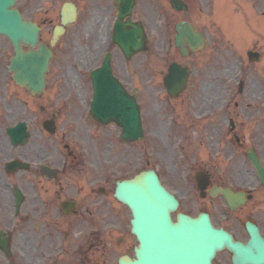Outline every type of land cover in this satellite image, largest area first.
I'll return each instance as SVG.
<instances>
[{"label":"flooded vegetation","instance_id":"flooded-vegetation-1","mask_svg":"<svg viewBox=\"0 0 264 264\" xmlns=\"http://www.w3.org/2000/svg\"><path fill=\"white\" fill-rule=\"evenodd\" d=\"M117 1L120 0H16L15 8L23 18L40 28V44H50L56 27H61L63 34L53 48L48 84L41 97L15 83L9 72L12 50L6 42H0V259L26 258L28 264H118L120 257H132L136 243L131 233V213L114 197L117 181L126 179L132 169L137 174L153 168L161 181L164 175L175 178L188 173L195 177L205 172L206 184L184 187L186 201L183 194H177L178 213L191 217L205 214L215 228L245 245L251 239L248 224L258 228L264 238V187L255 171L242 168L235 173H215L214 169L194 163L183 170L175 167L164 173L160 161V165L149 167L142 165V159H134L132 149H137L148 135L160 136L167 142L170 126L175 125V131L180 129L176 119L165 123L164 128L144 122V141L134 144L120 140L116 125L97 124L100 134L93 138L94 159L91 164L86 161L81 145L84 139L70 133L71 128L77 129L74 122L82 124L83 112L79 108L69 110V95L62 90L64 75L60 73L66 60L56 57V51L82 46L99 48L111 20L117 18ZM130 1L131 21L140 23L148 36V57L163 63L166 57L175 56L172 61L191 69L187 87L192 82L196 56L209 51L210 44L215 47V55H219L226 14L248 5L247 0H181V6L187 8L177 11L171 0ZM251 2L255 17L264 18V0ZM65 6L73 13L70 25L63 24ZM213 21L221 25L214 26ZM182 23L193 25L208 40L205 51H189L186 61L191 63L184 65L176 46L177 27ZM53 66L58 71L54 72ZM135 90L139 99L141 86L128 91L132 94ZM162 93L167 95L166 91ZM187 93L188 88L173 101L184 103ZM181 124L184 130L189 126L198 129L194 140L184 139L189 145L195 141L206 143V127L195 128L198 123L194 121ZM229 131L245 154L247 141L237 135L240 129L235 124ZM227 188L244 193L245 201L232 207L221 195L213 194ZM212 264L254 263L250 257L241 258L234 251L223 249L216 253Z\"/></svg>","mask_w":264,"mask_h":264},{"label":"rangeland","instance_id":"rangeland-1","mask_svg":"<svg viewBox=\"0 0 264 264\" xmlns=\"http://www.w3.org/2000/svg\"><path fill=\"white\" fill-rule=\"evenodd\" d=\"M234 23L233 25H238L236 22ZM257 24L258 23L254 20H240V25L237 26L238 31H236V36L233 34L234 30L232 31L229 29V34L222 40L225 59L217 65V70L212 68L204 70L202 72L205 76L202 78L203 80L197 77L198 74L195 75L189 87L190 93L187 94L188 97L186 96V101L182 105H179L178 110L181 111L180 114L190 117L189 121H192V118L196 121H203L201 119L203 113L207 115L208 118L212 117L207 120L212 124L206 127H211L213 129L209 132V135L211 137L215 136V139L221 135V130L226 127L229 119L233 118L234 121L238 123L241 134L250 140L249 143H252L251 145L257 149L262 161H264V72H262L264 71L262 67L264 62H262L261 65L254 64L249 63V61L245 62L236 57L238 55L236 51L237 48L242 46L251 47V43L256 42H258L260 46L263 44L264 30H260L256 33L254 30ZM108 32V29L104 32L103 40L99 48L93 49L82 46L79 48L61 49L56 53L57 57H62L66 60L62 68L65 76L64 79L68 80V85L67 87L64 86L62 90L64 92L68 91V93L71 92L72 97H70V100H75L76 102V106L70 111L80 108L79 110L83 112V125L80 126V124H78L77 130L71 129L70 133L84 139V141L81 142V145H83L85 149L83 155L90 164L95 155L93 138L97 133H100L93 122L88 121L84 123V120L88 117V114L84 112V105L86 104L85 99L89 102H91L92 99L91 89L87 87V82L84 80L87 78L88 69H94L101 65L106 52L105 47L108 43ZM213 36H215V34H213ZM255 36L258 38H255ZM212 56L217 57L216 55ZM145 58V56H141L135 58L131 62H125L121 52L115 49L113 50V67L116 73L122 72L123 79L127 83L129 89H132L136 85L141 86L142 95L140 102L143 105L144 120L146 122L153 121L156 128H163L165 127V123L175 121L172 116L177 113L173 110V106L177 104L174 102L168 104L167 99L161 95L164 89L160 79L162 67L156 60L151 59L146 62ZM145 63H148V65H145ZM53 69L54 72L58 71L57 66H54ZM201 69H203V67L199 68V70ZM77 76H81L84 88L80 86L78 80L72 86L70 81L71 79L77 78ZM240 82L244 83L242 91H240ZM50 89L56 88L50 87ZM80 89H85L86 93L82 95L78 92ZM193 95H195V97H193ZM71 104L70 102V105ZM222 106H227L225 112L221 111ZM157 122H162V125L158 126L156 124ZM75 123L77 122H74V124ZM110 130L112 131L113 128H110ZM172 133L173 131H171V134ZM173 137H177V140H173V143L180 144V146L176 145L175 151L170 146V142L166 146L164 141L154 136L153 138L161 145L158 146L152 141V137L150 136L139 148L132 149V155L134 159H142L143 162L141 163L143 166L160 165L161 162L163 172L168 169L166 167L177 164L178 158H182L186 161V163H182L183 169V166L188 165V161L191 159V151L196 152L191 161L196 159L198 164H203L209 169H214L215 173L224 171V169L232 173L228 168L234 172L242 168L246 170L253 169L248 165L241 154L238 156L239 153L235 152V149L232 148L233 144L231 145V143L226 144L224 142L221 147L224 152L218 155L217 150L220 149V147L215 144V139L213 144L208 142V144L204 146H197L196 149L192 147L190 149L189 145H187L188 143L184 142L183 134L174 133ZM203 149H205L206 153ZM161 153L167 156L173 155L175 161L172 163L171 160L163 162L160 156ZM147 160H149V165H147ZM236 160L237 162H235ZM135 164H137V162H135ZM135 171L136 170L132 169L128 175H133L132 173H135ZM164 180L168 182L171 188L170 190L178 195L183 194L185 186L188 188L194 185L193 179H190L187 173L178 178H170L168 175H164ZM188 180H191L192 183H187ZM183 199L186 201L185 195ZM22 259L21 261L16 258L10 261L5 259L2 260L4 262L3 264H23L24 261L25 264H28L26 258Z\"/></svg>","mask_w":264,"mask_h":264},{"label":"water","instance_id":"water-1","mask_svg":"<svg viewBox=\"0 0 264 264\" xmlns=\"http://www.w3.org/2000/svg\"><path fill=\"white\" fill-rule=\"evenodd\" d=\"M14 3L15 0H0V35L8 38L16 53L10 70L16 72L14 79L19 85L33 93H41L52 54L43 46L38 51L23 52V45L36 46L39 29L23 21L13 9ZM183 32L181 39L191 37L192 49H199L200 36L193 30ZM114 42L128 60L146 49L144 33L136 28L127 31L121 20L115 25ZM187 77V69L172 65L165 81L168 91L172 94L181 92ZM93 84L91 117L103 124L116 122L122 125L125 140L134 141L140 137L139 107L114 79L110 56L93 73ZM115 196L131 209L132 232L139 241L136 259L124 257L119 264H211L216 251L224 247L240 254L254 250L258 257L255 261L264 264V240L251 227L252 239L248 245H243L232 243L223 231L215 230L206 216L191 219L179 214L177 222L173 223L171 213L177 209L178 202L161 186L154 172H144L133 180L118 183Z\"/></svg>","mask_w":264,"mask_h":264},{"label":"bare ground","instance_id":"bare-ground-1","mask_svg":"<svg viewBox=\"0 0 264 264\" xmlns=\"http://www.w3.org/2000/svg\"><path fill=\"white\" fill-rule=\"evenodd\" d=\"M69 11H70V17H71L73 13L71 12V10H70V9H69Z\"/></svg>","mask_w":264,"mask_h":264}]
</instances>
